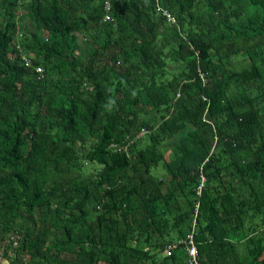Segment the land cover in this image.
Listing matches in <instances>:
<instances>
[{"label":"trees","instance_id":"obj_1","mask_svg":"<svg viewBox=\"0 0 264 264\" xmlns=\"http://www.w3.org/2000/svg\"><path fill=\"white\" fill-rule=\"evenodd\" d=\"M104 2L0 0V256L264 264V0Z\"/></svg>","mask_w":264,"mask_h":264},{"label":"built area","instance_id":"obj_2","mask_svg":"<svg viewBox=\"0 0 264 264\" xmlns=\"http://www.w3.org/2000/svg\"><path fill=\"white\" fill-rule=\"evenodd\" d=\"M103 9H104L103 20L104 21L110 20L108 0H105L104 5H103ZM155 11L164 17V20L166 23L175 24V17L173 16V14H171V12L168 11L167 9H164L163 7H161L157 2L155 3ZM12 56H17L21 61H23L24 65H32L31 64V58L32 57L30 55L26 54L22 50V48L20 47L18 42L14 44ZM34 71L37 72L38 74H40L42 72L41 66L40 65L34 66ZM199 78H200L202 83H205V77H204L202 72H199ZM146 132H147V129L145 127H142L137 131V133L135 134V137L141 136ZM122 148L124 149V151L126 150L125 146H123ZM203 181H204V176L200 173V183L196 186V194L197 195H199V193H200L201 184ZM195 213H196V211H194V213H193L190 231L186 234V236L184 238L169 242L168 244L165 245L164 250H163V253L165 255H169L171 253V251L176 246H178V245L183 246L184 251H185V255H186V257H185L186 264H198L196 244H195V241H194L193 236H192L193 228H194Z\"/></svg>","mask_w":264,"mask_h":264},{"label":"rangeland","instance_id":"obj_3","mask_svg":"<svg viewBox=\"0 0 264 264\" xmlns=\"http://www.w3.org/2000/svg\"><path fill=\"white\" fill-rule=\"evenodd\" d=\"M150 172L153 175L160 176L164 173V170L161 164H158L156 167L151 168ZM0 264H8V261L2 255L0 256Z\"/></svg>","mask_w":264,"mask_h":264}]
</instances>
